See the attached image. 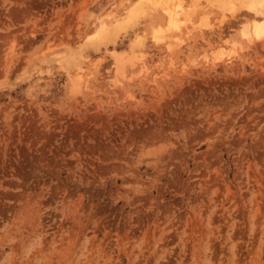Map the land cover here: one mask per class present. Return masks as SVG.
I'll list each match as a JSON object with an SVG mask.
<instances>
[{
  "label": "rangeland",
  "instance_id": "rangeland-1",
  "mask_svg": "<svg viewBox=\"0 0 264 264\" xmlns=\"http://www.w3.org/2000/svg\"><path fill=\"white\" fill-rule=\"evenodd\" d=\"M136 1L0 0V264H264V33Z\"/></svg>",
  "mask_w": 264,
  "mask_h": 264
},
{
  "label": "bare ground",
  "instance_id": "bare-ground-1",
  "mask_svg": "<svg viewBox=\"0 0 264 264\" xmlns=\"http://www.w3.org/2000/svg\"><path fill=\"white\" fill-rule=\"evenodd\" d=\"M186 3H184V0H137L135 2V5L127 11L125 17L121 15L116 16L117 18L114 17L113 24L115 23V25L113 26L112 23L109 24L107 22V20L110 19L111 13L98 18V20L96 19L98 24L94 26L93 32L91 34L92 36L89 37L88 40L91 42L104 41L109 40V38L113 36H116L121 30H124V28L131 26L139 18V16L142 15L143 12H145V7L149 8L150 10L159 9L162 14L166 16L165 26H159L154 30V41L161 42L165 38H170V35H176L177 37H179V34L183 32V30L187 27V24L192 22L191 18H189L191 13H195L197 6H199L198 2L195 1H190V5ZM236 5H239L241 9H245L248 12L254 14L251 18V23H245L242 25L240 24L242 26L240 29L241 37L244 38V40H246L248 43L254 42L253 40L260 39L262 37V34L264 33V20H260V17L263 15L264 0H215V4L213 6L216 9L220 10L222 13L229 12L230 14H234L236 9L240 8H235ZM231 16L233 15L231 14ZM121 17L122 21L120 20ZM206 17L204 16L203 18L205 19H201L196 24L192 23L191 26L199 25L200 28L201 26H209L206 23L208 22L206 21ZM211 24L212 26H214L213 23ZM210 31L212 30L210 29Z\"/></svg>",
  "mask_w": 264,
  "mask_h": 264
}]
</instances>
